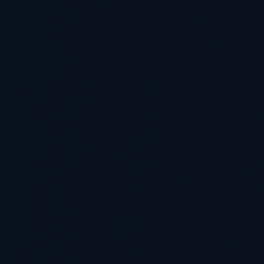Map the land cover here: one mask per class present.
<instances>
[{
  "label": "water",
  "instance_id": "95a60500",
  "mask_svg": "<svg viewBox=\"0 0 264 264\" xmlns=\"http://www.w3.org/2000/svg\"><path fill=\"white\" fill-rule=\"evenodd\" d=\"M0 264H264V0H0Z\"/></svg>",
  "mask_w": 264,
  "mask_h": 264
}]
</instances>
